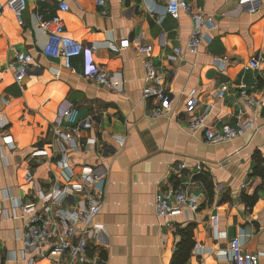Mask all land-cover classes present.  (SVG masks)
<instances>
[{"label": "crops", "instance_id": "obj_1", "mask_svg": "<svg viewBox=\"0 0 264 264\" xmlns=\"http://www.w3.org/2000/svg\"><path fill=\"white\" fill-rule=\"evenodd\" d=\"M7 1L0 0V264H55L48 244L25 246L27 218L20 206L41 207L53 185L70 189L87 168L104 182V203L86 260L76 264H232L233 237L264 264V0L253 6L187 0L210 18L196 53L185 51L192 20L183 12L167 15L166 0H106L104 7L66 0V11L55 0H26L21 24ZM55 15L68 36L92 48L93 62L111 85L85 74L83 54L65 68L61 58L42 53L46 32L39 19ZM122 40L127 47L120 48ZM143 45L151 47L172 98L168 116L152 117L153 100L142 97ZM178 47L182 59L171 58ZM17 51L33 56L22 86L8 67ZM257 56L263 57L260 69H245ZM221 58L225 65H216ZM241 81L257 100L251 108L239 93ZM71 107L74 121L61 116ZM200 115H207L209 126L254 125L232 141L206 143L201 131L188 128V120ZM55 132H73L77 140L64 153L75 175L70 182L58 164ZM178 188L196 196L198 209L157 217V192ZM79 198L75 193L59 205L71 209Z\"/></svg>", "mask_w": 264, "mask_h": 264}, {"label": "built area", "instance_id": "obj_2", "mask_svg": "<svg viewBox=\"0 0 264 264\" xmlns=\"http://www.w3.org/2000/svg\"><path fill=\"white\" fill-rule=\"evenodd\" d=\"M59 4L61 11L68 9L66 0H55ZM99 7H104L106 0H93ZM258 0H239L242 5L253 6ZM7 6L14 15L18 23H22V12L26 7V0H8ZM186 13L193 22V28L185 45V51L196 53L203 39L202 28L206 17L201 5L191 3L187 0H166L165 13L172 18H177L180 13ZM39 26L46 32V42L42 48V53L49 57L61 58L65 68L71 67L73 57L84 55L85 74L93 78L99 84L109 86L112 84L109 74L101 67L95 65L92 60V48L85 46L75 38L68 36L62 18L55 15L49 19H39ZM128 46L127 40H122L120 48ZM139 50L144 53L143 66L145 68L142 88L143 98H152L153 104L149 109L150 115L154 118L168 116L171 111L172 98L168 94L163 76L159 74L151 59V47L143 45ZM171 58L182 59L183 51L180 47L174 48ZM33 59L32 54L17 51L13 62L8 64L14 71V78L19 86ZM263 57L257 56L249 60L245 69L259 70ZM223 66L225 58L217 59ZM239 93L245 98V105L251 108L257 100L248 94V85L241 81L238 84ZM227 85H223L217 92V97H223ZM197 100L190 98L189 105L193 106ZM76 108L71 107L62 110L61 116L74 121L76 118ZM252 123H243L239 128L228 124L211 125L207 124V115L193 116L188 120V128L195 132L201 131L203 140L206 143L229 142L240 136ZM79 125L75 124L72 131H77ZM57 145L61 151V159L58 164L65 168V177L68 182L75 175L68 167L64 153L69 149L77 147V140L73 132H55ZM44 151H35L33 155H41ZM185 164H180L184 167ZM76 184L68 189L66 186L59 187L53 185L51 189L41 197V207L37 208L35 203L21 204L23 216H26L25 228L21 233V238L27 248H34L42 243L48 244V256L53 258L55 264H76L86 260L87 246L98 230L93 222L96 214L100 211L104 203V182L101 177L92 173L90 168L77 175ZM78 194L79 200L71 209H62L60 202L73 194ZM199 204L193 194L187 193L183 188L176 190H160L155 195V214L157 217L175 215L183 208L197 210ZM218 216H212V226L217 228ZM229 259L232 264H259L257 254L245 250L239 237L230 240ZM184 264H189L185 262Z\"/></svg>", "mask_w": 264, "mask_h": 264}]
</instances>
